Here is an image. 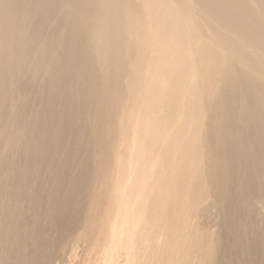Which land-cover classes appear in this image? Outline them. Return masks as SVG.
<instances>
[{
	"label": "bare ground",
	"instance_id": "bare-ground-1",
	"mask_svg": "<svg viewBox=\"0 0 264 264\" xmlns=\"http://www.w3.org/2000/svg\"><path fill=\"white\" fill-rule=\"evenodd\" d=\"M76 75L92 100L100 94L107 105L112 90L117 107L143 97L152 117L150 130L124 137L119 173L133 167L127 197L146 192L144 222H163L166 237L181 223L171 263L162 254L155 264H189L193 253L195 264H214L216 239L194 236L187 219L238 170L252 184L264 180V0H0V144L16 106L23 142L57 113ZM110 165L101 168L102 194ZM249 190L264 208L261 189ZM219 200L224 207L226 195Z\"/></svg>",
	"mask_w": 264,
	"mask_h": 264
},
{
	"label": "rangeland",
	"instance_id": "rangeland-1",
	"mask_svg": "<svg viewBox=\"0 0 264 264\" xmlns=\"http://www.w3.org/2000/svg\"><path fill=\"white\" fill-rule=\"evenodd\" d=\"M141 28L138 24L137 30ZM73 68L79 69L76 64ZM82 79L76 75L64 82L69 95L61 98L57 113L23 142L15 139V124L24 106H16L5 123L0 144V264H155L162 254L171 263L181 223L166 237L163 222H144L146 192L127 197L133 167L119 173L124 137L151 128L152 117L143 114V97L125 103L123 98L117 107L118 95L112 90L109 104L103 105L100 94L92 100ZM38 99L30 96L31 107ZM25 116L31 123L40 121L31 112ZM124 124H130L125 131ZM106 163L111 164V186L102 194L100 172ZM206 173L212 183L215 173L209 168ZM244 178L238 170L223 192L198 202L187 219L194 236L216 239L214 264H264V208L249 190L257 186L263 194L264 180L257 185ZM223 194L224 207L215 204ZM193 256L189 264L198 261L197 253Z\"/></svg>",
	"mask_w": 264,
	"mask_h": 264
}]
</instances>
